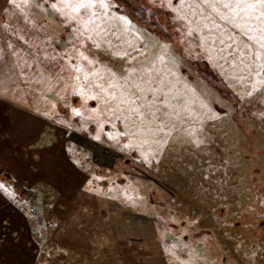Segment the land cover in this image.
<instances>
[{
  "label": "rangeland",
  "instance_id": "374dc122",
  "mask_svg": "<svg viewBox=\"0 0 264 264\" xmlns=\"http://www.w3.org/2000/svg\"><path fill=\"white\" fill-rule=\"evenodd\" d=\"M0 172V264H264V0H0Z\"/></svg>",
  "mask_w": 264,
  "mask_h": 264
},
{
  "label": "built area",
  "instance_id": "2783aa9c",
  "mask_svg": "<svg viewBox=\"0 0 264 264\" xmlns=\"http://www.w3.org/2000/svg\"><path fill=\"white\" fill-rule=\"evenodd\" d=\"M45 194L44 191L38 189V190H30L27 192L25 199L27 203V208L30 213H36L37 206L40 201L45 200Z\"/></svg>",
  "mask_w": 264,
  "mask_h": 264
},
{
  "label": "trees",
  "instance_id": "16d2710c",
  "mask_svg": "<svg viewBox=\"0 0 264 264\" xmlns=\"http://www.w3.org/2000/svg\"><path fill=\"white\" fill-rule=\"evenodd\" d=\"M200 71H201V69H200ZM201 74H204L206 77H213V76H215V77H217V75L215 74V72L211 69V68H209V71H206V70H204V69H202V71H201ZM209 74V75H208ZM218 78V77H217ZM212 83H213V81L212 80H210ZM214 84V83H213ZM215 85V84H214ZM216 86V85H215ZM217 87V86H216ZM11 179H13V177H11L10 176V180ZM14 182V187L16 188V189H18L20 192H21V194L23 195V196H26V194H27V192L28 191H30L28 188H26V186H24L23 184L21 185V183L20 182H18V181H13Z\"/></svg>",
  "mask_w": 264,
  "mask_h": 264
},
{
  "label": "crops",
  "instance_id": "0c3cea01",
  "mask_svg": "<svg viewBox=\"0 0 264 264\" xmlns=\"http://www.w3.org/2000/svg\"><path fill=\"white\" fill-rule=\"evenodd\" d=\"M10 148L12 149V147H10ZM10 154H11V153H10ZM15 161H18V160L15 159ZM0 174H1V172H0Z\"/></svg>",
  "mask_w": 264,
  "mask_h": 264
}]
</instances>
